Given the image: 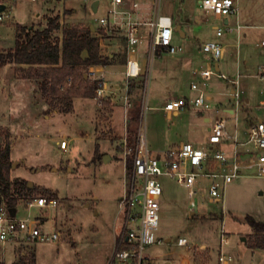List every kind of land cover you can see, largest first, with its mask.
Returning a JSON list of instances; mask_svg holds the SVG:
<instances>
[{"label":"rangeland","instance_id":"rangeland-1","mask_svg":"<svg viewBox=\"0 0 264 264\" xmlns=\"http://www.w3.org/2000/svg\"><path fill=\"white\" fill-rule=\"evenodd\" d=\"M93 1L100 4L96 12L91 8ZM135 1L140 2L149 14L157 2L159 15L170 16L174 22L177 21L186 38L174 35L173 43L181 46L175 55L161 53L148 60L147 79L144 81V76L140 78L138 91L128 95V105L123 98L126 94L122 93L117 98L110 119L108 110L112 104L108 105L107 98L103 99L101 106L94 98H75L71 112H53L44 103L35 82L19 77L17 65L7 64L0 69V148L9 138L12 163L9 179L18 178L31 183L30 197L39 196L37 193L43 190H51L57 199L53 207L33 208L27 212L25 201L20 197L16 204L17 216L25 217L29 213L42 219L43 231L59 233L55 242L0 244L1 264H18L20 257L31 254L35 258L34 264H107L114 235L123 228L119 202L123 196L126 161L117 147L120 141L115 143L110 138H123L127 126H131L125 119L136 110H139V130L153 156H162L173 144L192 142L198 147L206 146L207 128L215 119L225 122L231 137L228 144L221 146L223 151L229 152L235 147L256 153L251 144L234 145L232 142L236 137L237 142L246 143L245 131L249 123L264 120V79H260L261 70L256 59L263 48L255 45L256 40L264 35V28L259 27L264 25V0H238V23L256 27L252 28V33L249 29L242 30L247 31L245 43L236 40V31L225 32L221 37L234 38L231 39L234 48L230 46L228 52L231 69L223 72L226 79H217L213 75L202 87L214 97L210 107L202 110L201 114L190 108L170 117L157 107L174 94H185L193 99L197 92L190 89V81H202L195 75L176 77L179 60L189 49L196 53L202 42L214 38L212 28L221 26L222 21L205 15L200 0ZM4 4L6 17L0 22V48L3 49L13 48V25L16 23L43 29L49 18L59 16L61 28L52 33V38L60 41L64 27L79 24L97 28L99 19L109 17L106 0H5ZM196 20H199V25ZM229 22L234 25L236 17L230 16ZM140 31L142 41L139 49L143 58L148 45V27L142 26ZM102 35V52H122L123 40L118 32L104 31ZM243 49L251 55L243 56ZM244 58L248 61L247 71L242 65ZM236 61L240 67L236 66ZM78 72L83 74L88 84L92 83L87 76L88 67H79ZM105 80L109 83L108 79ZM231 90L236 92V98L230 97ZM235 100L240 102L237 107ZM96 105L100 113L95 117ZM229 108L233 114L225 112ZM204 116H210L211 121L206 123ZM102 135L105 140L100 138ZM61 141L66 143V149L60 148ZM96 144L103 151L109 149L110 153L116 148L120 155H112L107 161L103 156L93 162ZM159 182L162 193L155 235L160 242L145 248L153 264H218L222 234L228 238L222 245V253L231 257L229 264H264V253L253 254L248 244L243 242L251 230L246 217L254 216L264 221V179H235L226 185L221 203L210 200L205 180L192 198L186 188L167 176H160ZM189 210L193 212L191 215ZM133 226L129 224L128 228ZM179 237L186 238L188 245L178 246ZM203 244L206 248H201Z\"/></svg>","mask_w":264,"mask_h":264},{"label":"built area","instance_id":"built-area-1","mask_svg":"<svg viewBox=\"0 0 264 264\" xmlns=\"http://www.w3.org/2000/svg\"><path fill=\"white\" fill-rule=\"evenodd\" d=\"M5 0H0L4 9L0 11V22L5 17ZM46 1V0H30ZM125 0H107L109 8L107 19H99V27L108 31L122 30L125 37L126 64L124 76L126 79H136L145 75L142 66L136 59L138 47L141 41L139 26L142 23L132 18L130 10H122ZM131 9L137 10L138 3L131 2ZM200 7L205 15H211L218 20H227L225 25L216 27L215 34L221 37L224 32L233 28L228 26L230 16L237 17V0H200ZM155 15L153 20L147 22L150 35L147 46V58L151 60L161 53L175 54L180 48L172 44L174 21L170 16L159 15L158 5L155 2ZM111 18V19H110ZM111 21V22H110ZM236 30L241 26L236 23ZM264 48V39L258 44ZM201 52L208 60V66L199 71L203 80V86L213 76L226 79L224 74H219L215 69L222 58L223 47L217 41H208L201 45ZM88 78L95 84V97L98 104H103L106 98V83L102 74L88 68ZM72 84L67 79L66 85ZM192 91L197 95L193 99L183 97L171 99L163 103L161 109L167 113H178L186 108H194L199 111L209 108L208 96L197 84H190ZM231 98H236V92H230ZM235 107L240 105L235 100ZM234 112V111H233ZM248 140L239 143L234 137L235 144H251L256 153L248 149L240 151L234 147L232 151L225 152L220 146L228 144L229 136L225 122L215 119L206 140V146L198 147L185 142L179 146L167 150L162 156H153L148 150L143 133L139 130L134 149L128 145L125 136L117 145L118 149L126 157L123 196L119 202V213L123 217V228L114 235V244L107 264H153L152 257L145 253V248L153 243H159L156 239V230L159 224V198L162 190L159 182L160 176H167L175 180L179 185L188 190L189 196L194 197L203 180L208 182L207 192L211 201L221 203L227 184L238 178H262L264 179V120H258L249 125L246 130ZM60 148L66 149V143L62 141ZM127 157L131 160V168L127 171ZM57 204L55 198L38 196L25 202L27 212L33 208L53 207ZM14 213L4 202L0 205V244H35L43 242H55L59 239V233H47L41 229L42 219L32 217L29 213L25 217H18L16 207ZM129 224H134L128 228ZM227 243L225 234L220 237L218 263L229 264L230 256L222 253V245ZM178 246H186V238L177 239Z\"/></svg>","mask_w":264,"mask_h":264},{"label":"trees","instance_id":"trees-1","mask_svg":"<svg viewBox=\"0 0 264 264\" xmlns=\"http://www.w3.org/2000/svg\"><path fill=\"white\" fill-rule=\"evenodd\" d=\"M13 27L14 46L9 49L0 48V69L7 64L17 65L19 77L34 81L36 89L41 92L48 107L59 113L70 112L72 101L76 97H95V84H88L78 69L82 66H106L112 63V58L100 54L98 39L92 36L88 26L74 25L62 28L60 41L52 38V33L61 28L59 16L49 18L43 29H34L33 26L28 27L18 23ZM83 50L87 52L85 59L81 58ZM68 78L72 81L70 86L66 85ZM139 118V110H136L131 118L136 126L130 127L127 131V142L131 149H134L137 142ZM100 158L96 148L92 160L97 161ZM11 165L10 143L9 138H6L0 148V205L4 202L12 209L16 207L20 197L25 202L35 197H30L31 187H28L24 180L9 179ZM130 168L131 160L128 159L126 170ZM37 194L56 199V193L51 190H43ZM246 221L254 232L246 244L251 249H264V223L257 222L249 216L246 217ZM34 263L35 258L31 254L20 257L18 264Z\"/></svg>","mask_w":264,"mask_h":264},{"label":"crops","instance_id":"crops-1","mask_svg":"<svg viewBox=\"0 0 264 264\" xmlns=\"http://www.w3.org/2000/svg\"><path fill=\"white\" fill-rule=\"evenodd\" d=\"M130 0H125L124 1V3H123V5L121 6V9L122 10H130L131 11V13H132V18H133V20L134 21H136V22H139V23H142L140 26H139V33H140V36H141V41H142V35H141V31H140V27H142V26H147L148 27V33H147V36H148V40H149V35H150V28H149V26L147 25V22H149V21H151V20H153V18H154V15H155V10H156V8L154 9V11L152 12V14L150 13H148L146 10V8H144V6L143 5H141L140 4V2H137V1H135V0H131V2H136V3H138V8H137V10H135V9H131V4H130V2H129ZM94 2V1H93ZM92 2V3H93ZM98 2V1H97ZM64 4V3H63ZM237 5H238V0H237ZM65 6V5H64ZM91 6H92V4H91ZM99 6H100V4H99V2H98V4H97V6H96V11L99 9ZM108 8H109V4H108V2H107V0H106V10H108ZM151 9V8H150ZM93 11V10H92ZM95 11V12H96ZM94 12V11H93ZM214 17V16H213ZM214 19H216V20H218L217 18H215L214 17ZM229 19V18H228ZM79 23H82V22H79ZM227 23V20H224V21H222V25H225ZM236 23H238V19H237V17H236V22H235V24L234 25H230V22H229V20H228V26L229 27H231V28H233L231 31H227V32H234V31H236L237 33H235V38H236V40L238 41L239 39L242 41V43H245L246 42V39H247V31H242V30H244V29H249V33H252V28H254V27H256V26H254V25H246V24H241V23H238L240 26H241V29L240 30H236L235 29V25H236ZM196 24H200V22H199V20H196ZM79 25V24H78ZM184 25H185V27H187V21H185L184 22ZM91 26H93V25H89L88 27L90 28ZM174 27H175V25H174ZM216 27H218V26H214L212 29L214 30V31H216ZM260 28H264V25L263 26H259ZM180 28H181V31H182V26L180 25ZM91 30V29H90ZM105 30L104 29H101L100 27H97V28H95L94 26H93V30H91V32H92V36H94V37H96L97 39H98V45H99V51H100V54H102V55H105V56H110V58H112V63L111 64H109V65H106V66H101V65H94V66H90V67H88V68H90V69H92V70H94L96 73H98V74H102V76H103V78H104V80L105 79H108L109 80V83L105 80V83H106V98H107V100H108V105H110V104H112V106L110 105V107H109V110H108V112H109V114H110V117H109V119L111 118V116H112V114H113V106H114V102H116V100H117V98L118 97H120L121 95H122V93L123 94H126V95H124L123 96V98L125 99V101H127V105H128V103H129V100H128V95H130V94H134V92L136 91H138V88L140 87V85H141V80H140V78L141 77H139V78H136V79H126L125 78V76H124V70H125V64H126V54H125V37H124V35H123V32H122V30H116L115 32H118V34H119V36L122 38V40H123V44H122V52L120 53V52H118V51H112V50H108L107 52H102V50H101V46L102 45H104L103 44V40H102V38L104 37V35H102L103 34V32H104ZM106 32V31H105ZM176 34H179V33H177V32H175L174 31V29H173V36H172V44L173 45H175V46H177V47H179L180 48V50H181V46L180 45H178V44H174L173 43V39H174V35H176ZM225 34V32L223 33V35ZM180 35V34H179ZM223 35L221 36V37H223ZM264 35H262V37L259 39L260 41L261 40H263L264 39V37H263ZM180 37L181 38H186V33L185 32H182V36L180 35ZM221 37H217L216 36V34H215V37L214 38H209V39H207L206 41H204V42H202L200 45H199V51H197L196 53H192L191 51H190V49L187 51V53H186V56H184V57H181V60H179V63H178V69L175 71V76L176 77H183V76H188V77H190V76H193V75H195V76H197V77H201L200 76V74H199V71L200 70H202V69H204V68H206L207 66H208V60H207V58H206V56L201 52V45L202 44H204L205 42H208V41H217L218 43H220L221 45H222V47H223V55H222V58L218 61V63H217V65L215 66V69L216 70H218L219 72H221V74H224L223 72L224 71H229L231 68H230V66H229V58H228V52H229V47L230 46H232L233 48H234V43H231V39L232 40H234V38H226V39H221ZM259 40H256V42H255V45L256 46H258V42H260ZM141 41H140V44H141ZM140 44H139V46H140ZM148 46V45H147ZM235 46L236 47H238V43H236L235 44ZM106 47L108 48V47H110L109 45L107 46L106 45ZM258 48H261V47H259L258 46ZM179 50V51H180ZM178 51V52H179ZM177 52V53H178ZM176 54V53H175ZM174 54V55H175ZM242 55L243 56H250L251 54H250V52L249 51H247L246 49H243V51H242ZM236 56L238 57V51H236ZM257 57H256V59H258V63H257V66H258V69H259V71H260V79H264V48L261 50L260 49V51H259V53H257V55H256ZM251 58V57H250ZM136 59H137V61L139 62V64L142 66V68H143V70H144V72H146L145 73V75H144V81L147 79V64H148V58H147V50H146V52H145V57H141L140 56V49H139V47H138V52H137V54H136ZM242 65H243V67H244V69H245V71H247L248 70V67H247V60L244 58V59H242ZM238 65H239V67H240V65L241 64H238V61H236V66L238 67ZM225 75V74H224ZM217 77V76H216ZM225 77H227L226 75H225ZM217 79H222V78H219V77H217ZM132 81V80H134L135 82H130V83H128V81ZM201 80H202V77H201ZM230 80V79H229ZM176 81V80H175ZM192 82H196L197 84H199V86L202 88V87H204L202 84V82H203V80L202 81H200V80H191L190 81V84L192 83ZM126 84H127V86H126ZM143 84H144V82H143ZM190 87V86H189ZM191 89V88H190ZM203 89V88H202ZM232 91V90H231ZM135 92V93H136ZM206 93V95L208 96V103H209V107H210V103L214 100V97L213 96H211V95H209V94H207V92H205ZM172 97H171V99H175V98H180V97H183V98H186V99H189V97L188 96H186L185 94L184 95H176V94H174V95H171ZM76 98H81V97H76ZM93 99V98H92ZM171 99H169V100H171ZM74 100H75V98L73 99V101H72V109H71V111L73 110V102H74ZM169 100H167V101H169ZM44 102V101H43ZM246 103H247V100L245 101ZM45 104H46V102H44ZM107 105V104H106ZM163 105V104H162ZM97 106V105H96ZM162 107V106H161ZM161 107H157V109H159V110H161V111H163L162 109H161ZM191 107H189V108H186V109H184V110H182V111H186V110H189ZM194 109V108H193ZM98 106H97V110H96V115H95V117L100 113V111L98 112ZM70 111V112H71ZM199 111V110H198ZM53 112H57L56 110H53ZM163 112H165V111H163ZM181 112V111H180ZM201 111H199V114H201L200 113ZM225 112H227V113H229V114H233L234 112H233V110L231 109V108H229V109H226L225 110ZM69 113V112H68ZM179 113V112H178ZM165 114L167 115V117H170L171 115H175V114H177V113H167V112H165ZM132 116H133V114L131 115V117H128L127 119H125V121L126 122H129V124L131 125V126H127V129L125 130V132H124V136H123V138L125 137V136H127V131H128V129L130 128V127H132V128H134L135 126H136V123L134 122V121H132L131 120V118H132ZM98 118V117H97ZM204 121L206 122V123H208V122H210L211 121V117L210 116H204ZM97 120V119H96ZM260 120H263V119H260ZM250 124H252L251 122L249 123V125ZM139 125V124H138ZM246 125L248 126V124L246 123ZM212 126V125H211ZM249 127V126H248ZM248 127H247V129H248ZM210 126L207 128V130L209 131L210 130ZM246 129V130H247ZM138 131H139V126H138ZM245 133H246V131H245ZM144 136V135H143ZM100 138H103L104 140H105V136L104 135H102ZM122 138V139H123ZM110 139H112V140H114V142L116 143V142H119V141H121L122 139H120V138H117V137H112V138H110ZM109 139V140H110ZM144 139H145V137H144ZM62 142V141H61ZM145 143H146V146H147V148H148V150L150 151V152H152L151 150H150V147L148 146V143H147V141H146V139H145ZM189 143H192V142H189ZM180 144H182V143H179V144H173L170 148H168V149H166L165 151H167V150H170V149H173V148H175V147H177V146H179ZM192 144H194V143H192ZM195 145V144H194ZM195 146H197V145H195ZM115 147H116V144H115ZM97 148V150H98V152H99V154H100V156L101 157H103V156H105V160L107 161V160H110L111 159V156L113 155V156H115L116 154L117 155H120L118 152H117V150H116V148H115V150L114 151H112L111 153L110 152H108L109 151V149H106L105 151H103V150H101L100 149V146H99V144H96V146H95V149ZM220 148H221V146H220ZM95 149H94V151H95ZM93 156H94V152H93V155H92V159H93ZM93 161V160H92ZM98 161V160H97ZM93 162H95V161H93ZM124 174H125V165H124ZM189 213H190V215L193 213L192 212V210H189ZM252 218L255 220V221H257V222H263L264 223V221H261V220H257L254 216H252ZM254 234V232H253V229L251 228V230H250V233H248L247 234V237L249 238L250 236H252ZM247 237L246 238H243V242H246L247 241ZM227 238V237H226ZM166 241H169V240H166ZM227 241H228V238H227ZM201 248H206L205 247V245L203 244V245H201ZM250 250L252 251V253L253 254H256V253H258V252H260V253H264V249H251L250 248ZM196 259L197 258H195V262H196ZM192 264H194V263H192ZM219 264V263H218Z\"/></svg>","mask_w":264,"mask_h":264},{"label":"water","instance_id":"water-1","mask_svg":"<svg viewBox=\"0 0 264 264\" xmlns=\"http://www.w3.org/2000/svg\"><path fill=\"white\" fill-rule=\"evenodd\" d=\"M98 2L97 1H94L92 3V10L95 12L96 11V6H97ZM4 9V5L3 4H0V11H2ZM174 31L179 33L181 36H182V31H181V28H180V24L178 22H174ZM91 30H93V26L90 27ZM87 57V52L86 50H83L82 53H81V58L82 59H85ZM28 187H31V183H28ZM11 212L14 213V209H11Z\"/></svg>","mask_w":264,"mask_h":264},{"label":"bare ground","instance_id":"bare-ground-1","mask_svg":"<svg viewBox=\"0 0 264 264\" xmlns=\"http://www.w3.org/2000/svg\"><path fill=\"white\" fill-rule=\"evenodd\" d=\"M60 146H61V144H60Z\"/></svg>","mask_w":264,"mask_h":264},{"label":"flooded vegetation","instance_id":"flooded-vegetation-1","mask_svg":"<svg viewBox=\"0 0 264 264\" xmlns=\"http://www.w3.org/2000/svg\"><path fill=\"white\" fill-rule=\"evenodd\" d=\"M177 22V21H176Z\"/></svg>","mask_w":264,"mask_h":264}]
</instances>
